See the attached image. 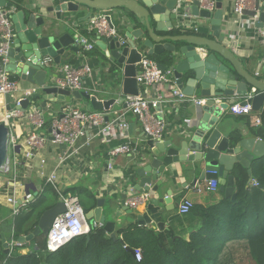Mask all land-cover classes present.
<instances>
[{"label": "water", "instance_id": "obj_1", "mask_svg": "<svg viewBox=\"0 0 264 264\" xmlns=\"http://www.w3.org/2000/svg\"><path fill=\"white\" fill-rule=\"evenodd\" d=\"M180 2L184 11L195 19H206L207 25L198 22L196 30L171 34L176 20L173 8L177 0H52L50 5L43 6L37 12L7 13L12 22L5 69L18 79L40 88V91L32 92L29 98H23L20 105L15 107L17 109L25 110L30 101L41 97L43 102L39 109L55 101L71 103L77 100L87 111L107 110L117 102H124L125 95H138L139 84L135 75L141 55H168L172 59L175 83L181 92L188 96L198 93L207 98L205 104L201 105V112L209 121L201 120L197 125L188 126L176 143L171 140L159 141L145 134L141 137L149 151L140 157L133 176L139 178L135 189L149 191L150 196L145 203V213L139 214L136 221L139 225L154 223L159 229L164 226L160 220L162 213L177 205L166 206L171 203L168 197L170 192L161 188L162 182L169 178L168 165L179 163L182 171L198 174V180L217 179L219 192L235 200L234 176L231 173L234 166L241 165L251 176L250 162L255 157L264 156V142L261 139L241 136V132L232 135L233 128L223 133L226 119L221 115V109L226 110L228 104L222 102L217 106L216 100L244 98L255 87L257 93L241 104L249 103L252 110L258 111L264 104V81L245 72L234 52L224 44L222 0H215L213 12L201 8L199 0ZM0 6L4 12L5 6L9 7L11 3L0 0ZM81 6L89 11L80 19H89L93 12L107 11L118 21L117 36L102 37L95 43L107 61L114 64L115 75L122 77L121 94L117 99H98L86 91H70L47 81L50 62L59 64L66 50L79 51L80 37L70 30L67 21L61 24V20L63 14L77 13ZM258 7L259 1L255 0V9ZM242 13L252 16L254 11L244 10ZM254 29L257 38L262 39L260 31H264V1ZM119 36L126 38L125 44H120ZM157 64L161 70L167 68L162 63ZM11 99L10 94L5 95L8 104ZM210 114L213 116H208ZM128 129L130 132L131 126ZM9 135L8 126L0 123V171L8 161ZM15 150L19 151V144ZM160 177L162 180H157ZM153 181L155 184L151 186ZM25 191L27 193L28 189ZM21 202V199H17L15 206ZM102 205L103 200L97 199L96 206L86 212L85 217L88 221L103 223L106 233L116 239L115 223L101 216ZM64 210L63 202L57 200L39 215L32 232L19 236L17 240L29 243L39 234L46 236L55 216ZM152 215H156L159 221H153ZM86 238L89 239V236ZM1 240L3 252L9 253L3 235Z\"/></svg>", "mask_w": 264, "mask_h": 264}, {"label": "crops", "instance_id": "obj_2", "mask_svg": "<svg viewBox=\"0 0 264 264\" xmlns=\"http://www.w3.org/2000/svg\"><path fill=\"white\" fill-rule=\"evenodd\" d=\"M5 1L11 3L9 7L5 6V10L10 14L17 12L28 14L30 11L37 12L43 6L52 3V0ZM253 6H255V3H253ZM222 9L224 44L234 52L236 58L240 61L241 68L245 72L264 81V46L259 44L254 30L240 24L238 16L232 12V0H222ZM88 11V8L81 6L77 13H65L63 14L61 24L67 21V25L75 35L86 37L90 43H96L95 35L86 30L88 19H80L86 16ZM94 14L96 13L93 12L91 16H94ZM196 21L203 25H207L208 23L206 19L196 18ZM116 22L118 23L117 20ZM183 32L181 31L179 33ZM99 54L102 56V52L96 45L89 51L83 50L80 45L78 52L66 50L61 56L59 64L49 63L47 81L56 85V80L61 76V66L63 64H71L73 66L86 64L90 67L91 74L83 78L80 91H86L89 94L95 95L98 99L119 98L122 77H117L113 69H110V62L101 59ZM218 57L221 59L220 56ZM9 74L10 77H14L17 81L18 88L15 92L11 93L12 99L9 104L6 102L5 96H0V123H5L10 130V134L17 137L19 151L17 152L8 140V159L10 160L11 166H14L16 177L14 179L15 183H13L11 182V178L3 172V169L0 171L2 177L0 184V217H7L10 211H12V206L4 202L6 195L15 190L16 200L21 199L23 201L27 194H30L29 196L32 199L47 184L45 183V177L49 173L55 172L58 176V185L64 191L67 190L65 192L73 193L69 188L76 187L92 192L96 200H103L101 216H105L108 221L115 223L114 232L118 228L127 227L130 224L139 225L136 217L139 214L145 213V203L131 208L126 202L132 196L142 192H147L148 196H150L149 191H137L135 189L138 186L139 178L133 176L135 166L138 165L140 157L144 153H147L149 148L146 142L141 140L144 134L140 122L137 116L127 109L125 100L124 102L115 103L112 108L124 112V120L127 123V136H122L118 131H112L104 137L95 136L92 138L91 136H83L77 141L75 147L68 149L63 145L52 143L50 139H46L32 158L25 159L23 141L28 133L33 130V125L28 115L32 113V106L34 105L38 108L43 102V99L40 97L34 100V102L30 101L25 110H20V115L5 120V113L17 106V99L24 97L25 90L36 88L35 91H40V88L36 84L22 81L10 71ZM173 79H175L174 76ZM174 81L172 80L168 85H152L143 88L141 89V93L148 100L156 101L155 106L150 105L148 110L151 114L162 119L166 124L165 132L159 141L171 140L173 143H176L188 126L197 125L201 120H209L201 112V105H196L191 101L178 102L174 98L172 89H179ZM193 96L201 98L198 93ZM242 101V97H233L227 100H216V103L219 106L222 102H225L229 106L233 103H241ZM78 105L82 109H85L77 100H72L71 103L55 101L45 108H41L40 112L43 116L46 113L53 118L54 116L60 115L67 106L75 107ZM262 110H264V104L258 111L251 110L249 114H234L229 112L228 109H221V115L226 119V126L223 128V133L229 132L233 128L234 131L232 134L237 133L235 131L238 130L242 133L241 136L259 138L254 134L252 128L257 126L255 118L260 117ZM208 116L213 115L210 114ZM129 126H131L130 132L128 129ZM38 132L48 136L49 125H44L39 128ZM120 144H128L131 151L129 153L117 154L111 158L109 151ZM61 157H63L62 162L60 161ZM18 163L19 166L17 165ZM179 166V163H173L166 167L168 168L169 178H166L161 184L162 191L169 190L170 192L168 197L171 203L166 206L172 207V204L177 205L171 210L164 211L160 220L164 222L162 229L173 228L176 236L189 240L191 233L200 226L201 218L193 214L180 215L177 211L179 203L183 199H189L193 202V205L207 207L216 204L225 196L219 190L215 192L197 191V184H205L208 180H198V174H193L190 171H182ZM239 166L241 165L236 164L231 172L234 176V184V172ZM157 180L162 179L160 177ZM154 184L155 181L152 182L151 186ZM27 189L28 192L26 193L25 190ZM35 192L36 195L33 196ZM95 206L96 201L91 209ZM126 209H129L130 212ZM151 218L153 221H159L156 215H152ZM145 225L155 230H160L154 223ZM239 242L241 241L227 242L222 255L219 257V261L223 259L224 253L230 246ZM29 247L30 245L27 244V250Z\"/></svg>", "mask_w": 264, "mask_h": 264}, {"label": "built area", "instance_id": "obj_3", "mask_svg": "<svg viewBox=\"0 0 264 264\" xmlns=\"http://www.w3.org/2000/svg\"><path fill=\"white\" fill-rule=\"evenodd\" d=\"M259 1V7L255 9L253 3L255 0H232V12L238 16L240 24L254 30V24L259 20V13L262 10L263 0ZM200 7L210 12L215 10V0H199ZM244 10H252V16L244 15ZM102 11L94 16H90L87 23L86 30L95 35L96 41L102 37L117 36L118 29L116 27V19L113 18L111 12ZM176 13V20L174 28L180 31L196 30L198 22L188 12L181 7L180 0H177L176 6L173 8ZM6 10L2 12L0 6V96H5L15 92L18 88L17 81L10 77L9 71L5 69L7 62L8 38L10 36L11 21L7 16ZM109 16V17H108ZM115 22V23H114ZM256 36V35H255ZM258 39L259 44L264 46V31H260ZM120 44L126 43V38L119 36ZM79 45L83 50L89 51L94 48L95 43H90L86 37L79 38ZM138 72L136 73V80L139 84L138 95H125V103L127 109L137 116L143 134L160 140L165 132V122L157 116L149 112L150 105L155 106L156 101H151L145 98L141 89L152 85H168L173 79V68L167 67L161 70L155 60L146 55H141L137 63ZM91 74V69L88 65L73 66L71 64H63L61 66V76L56 80V85L67 90H80L82 88V80L84 77ZM175 82V81H174ZM36 88L25 90L24 97L17 99L16 105L19 106L23 98H29L30 94ZM257 93L255 87L243 98L244 101L252 98L253 94ZM172 95L178 102H194L196 105H203L207 98H197L193 95L188 96L181 92L180 89L173 88ZM113 107V106H112ZM110 107L107 110L87 111L82 109L79 105L75 107L67 106L60 115L54 116L49 124V134L42 135L38 129L45 125V119L40 109L32 106V113L28 115L33 130L28 133L23 141L24 157L30 159L33 157L38 148L43 145L46 139H50L52 143L63 145L68 148L75 147L77 141L83 136H106L112 131H118L122 136H127V123L124 120V112L114 110ZM229 112L234 114H249L251 112V105L249 103L241 104L239 102L233 103L227 108ZM22 111V110H21ZM20 109L12 108L5 113V120L21 114ZM43 116V117H42ZM255 123H260V118H255ZM10 145L15 148L17 145V137L13 134L9 136ZM131 151L128 144H120L109 151L112 158L120 153H129ZM60 161H63L61 157ZM3 172L11 178V182L15 183L16 172L14 166H11L8 159ZM9 174V175H8ZM57 173L51 172L45 177V183L49 184L57 194V200L63 202L65 210L55 216L46 234V249L50 252L58 250L64 244L77 236L87 235L91 228L103 227V223L99 221H88L85 217V212L79 202L76 194L65 192L59 185L57 180ZM0 174V184H1ZM253 183H256L253 181ZM219 184L217 179H209L205 184H197V191L215 192L218 190ZM30 194H27L25 199L19 206H15L16 196L15 190L5 196L4 202L12 206V212L16 213L21 207L31 199ZM148 193L142 192L129 198L126 202L128 206L136 207L138 204L146 203L148 200ZM193 202L189 199H183L177 211L180 215H185L189 212ZM9 252L15 247L22 248L21 252H26L27 248L23 244L26 242H19L17 239L7 241ZM142 257L141 251L136 249L134 251V258L139 261Z\"/></svg>", "mask_w": 264, "mask_h": 264}, {"label": "trees", "instance_id": "obj_4", "mask_svg": "<svg viewBox=\"0 0 264 264\" xmlns=\"http://www.w3.org/2000/svg\"><path fill=\"white\" fill-rule=\"evenodd\" d=\"M179 32L171 30V34ZM99 57L107 60L103 54ZM148 57L167 67L173 64L168 55ZM110 65L113 69L114 64L110 62ZM51 118L44 113L45 125L50 124ZM259 118L260 124L252 130L264 141V110ZM250 169L251 176L242 166L234 172L235 200L223 197L211 206L192 205L187 214L200 216L201 224L189 240L176 236L173 228L155 230L146 225L130 224L116 230V239L103 227L91 228L87 234L89 239L87 235L77 236L50 252L46 249V236L39 234L29 242L26 252L15 247L4 253L2 235L8 241L32 232L39 215L57 200L54 189L45 184L16 213L10 211L7 217H0V264H218L225 244L231 241H243L253 263L264 264V156L255 157ZM69 189L77 194L85 213L94 206L96 198L92 192L76 187ZM136 249L142 254L139 261L134 258Z\"/></svg>", "mask_w": 264, "mask_h": 264}, {"label": "rangeland", "instance_id": "obj_5", "mask_svg": "<svg viewBox=\"0 0 264 264\" xmlns=\"http://www.w3.org/2000/svg\"><path fill=\"white\" fill-rule=\"evenodd\" d=\"M218 264H254L247 253L246 244L241 241L226 250Z\"/></svg>", "mask_w": 264, "mask_h": 264}]
</instances>
